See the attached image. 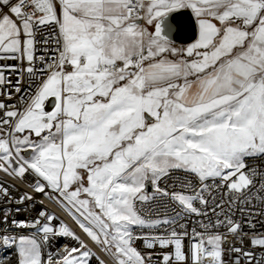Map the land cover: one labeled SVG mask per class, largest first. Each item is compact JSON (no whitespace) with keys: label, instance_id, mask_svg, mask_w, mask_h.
<instances>
[{"label":"snow or ice","instance_id":"6c2138e0","mask_svg":"<svg viewBox=\"0 0 264 264\" xmlns=\"http://www.w3.org/2000/svg\"><path fill=\"white\" fill-rule=\"evenodd\" d=\"M186 12L195 39L178 47ZM43 29L51 31L42 43L56 45L52 57L35 55ZM0 54L28 64L0 67V172L22 182L32 176L15 214L44 196L68 208L112 264H154L157 246L161 264H188L189 233L179 220L182 213L208 215V178L220 179L216 187L228 190L232 204L249 198L258 176L251 195L264 204V172L246 162L264 157V0H0ZM5 68L26 73L27 87L21 79L6 81ZM13 91L19 98L10 104ZM176 171L185 174L184 191L168 190L177 182L161 187ZM146 181L176 203L174 217L152 219L137 206L155 199L145 193ZM11 197L0 183V202ZM213 203L215 222L192 229V264H205V257L225 264L229 234L251 245L231 247V264H264V233L249 235L223 211V199ZM9 211L0 210V223H8ZM39 217L31 236L0 229V264H9L13 249L15 264H106L63 221L54 227V214ZM221 226L225 233L209 231ZM51 237L71 238L78 247L65 244L45 258Z\"/></svg>","mask_w":264,"mask_h":264},{"label":"built area","instance_id":"2783aa9c","mask_svg":"<svg viewBox=\"0 0 264 264\" xmlns=\"http://www.w3.org/2000/svg\"><path fill=\"white\" fill-rule=\"evenodd\" d=\"M50 29H43L40 32L37 33L36 35V49H35V55L36 57L47 55L48 57L54 56V49L56 45L53 42H50L48 45H44L42 43L44 36L46 34L50 33ZM48 48V52H45V48ZM3 55V54H0ZM10 55V54H9ZM50 62V61H49ZM4 65H16L17 68L24 67L26 68L28 66L27 61H24L23 64H21V61L19 60H0V67ZM41 62L37 59L35 62V67H40ZM4 76L7 80H11L12 84L15 85V82L17 79L22 80V84L27 87V84L30 82L28 80L27 74L26 73H21L19 71H11L7 68L4 69ZM18 94H16L13 91V97L14 99L11 101H7L10 104L16 103V100L18 99ZM0 99H5V97H0ZM247 164L249 168L256 167L258 171L264 172V157L260 158H249L247 159ZM189 179L193 180V185L195 188H199V182L195 180V178L189 177ZM255 183L254 185L248 190L249 191V198L244 202L241 203L240 200H237L235 203L230 204L229 202V196L225 195V193L228 191L226 188L223 186H220L219 188L216 187V185L220 184V179L219 178H208L206 183L210 186V191L205 192L204 195L205 197L209 200V205L208 208L205 209L207 211L208 215L207 216H197L195 214H181V218L179 220L180 223H184L186 225V229L189 233V236L186 237L183 241L184 245V251L186 256L188 257V264H192L191 261V252H190V244L192 241L191 239V232L192 229L195 228L197 231H203V229L200 227V224L198 222H203L207 223L209 220H212L214 223L216 220V215L213 213L211 210L214 207L213 200H215V203H219L221 199L224 200V206H223V211L225 213H228L229 215H232L233 219L236 220L237 222H240L243 225V231L248 233L249 235H252L253 232L256 234L264 233V204H262L259 200L255 198V196L251 195V193L256 192V189L259 186L260 183V178L254 177L253 178ZM32 180L31 174L26 175L23 178V182L20 179H16L11 176H7L4 173L0 172V183H3L5 187H8L12 197L8 201H3L0 202V210L4 208L10 209L9 211V220L7 224L0 223V229H9L11 234L13 235H32L33 233L37 232V229H32V227H27V216L29 215H36V219H40L43 221V218L39 217V212L40 211H47L49 214H54L57 219L55 220L53 226L57 227L61 221H63L65 224H67L71 229L75 231L77 235H79L76 231V229L73 228L70 223L65 220L57 211L56 209L52 206L51 202H45V197L36 195L35 196V201L31 203H26L22 206V211L19 214H15V200L18 198L20 194H23V192L28 191L31 192V189L28 187V182ZM174 182H177L174 185ZM185 181V174L182 171H176L174 172L167 180H162L160 181V186L161 187H168L169 185H174L172 187H168L169 191H184L179 187L180 183H184ZM193 189H187L186 194H192ZM146 194L153 196L155 195L154 189L151 186L150 190L148 192H145ZM231 195H238L235 193H232ZM260 195H264V193H260ZM243 199V197H241ZM40 201H43L41 204ZM57 204L56 202H54ZM59 207L64 209L60 204H57ZM138 207L142 208V212L144 214L150 215L152 219H164L165 217H174V213L176 211H179V207L176 205L175 202L169 200V198H160L158 195H155L154 200L146 201L142 205L138 204ZM197 207L203 208L202 205H199L198 202H196ZM243 209V211H241ZM65 210V209H64ZM216 213L220 212L219 208L215 209ZM67 212V211H66ZM221 220L224 219V215L221 214L219 217ZM0 220H2V217H0ZM12 220L16 221H24V224L26 225L25 227H19L17 228L16 226L12 225ZM251 222V224L249 223ZM251 225H254V229L251 227ZM179 231V229H177ZM135 231H140V229H135ZM143 231H152V232H162L163 231V226L158 227L156 229H143ZM210 232H219V233H225L227 229L223 226L218 227V228H213L209 230ZM80 236V235H79ZM81 237V236H80ZM81 239L85 240L84 238L81 237ZM85 242L89 245L90 248H92L93 252L96 253L97 255H105L106 258L108 259V264H112L111 258L106 255V253L103 254L100 253V251L96 248V246H93L89 242L85 240ZM65 244H68L69 246H78V244L73 241L71 238L68 237H51L50 241L46 244L44 248L45 252V258L49 252L53 253V250H58L62 248ZM136 246L139 249L143 250V243L142 241H137ZM236 246V247H243L245 250H248L251 245L247 240H245L244 244L241 245L240 241L237 239H234L231 234L228 235V239L223 242L222 248L224 250L223 252V259L225 261V264H231V261L235 259V254L232 253L230 254L229 250L231 247ZM210 248V246H208ZM100 248V247H99ZM101 250V249H100ZM172 249H165L163 251H171ZM15 250L13 249L12 251H9L6 254V258L9 259V264H15V256L13 255V252ZM162 250L160 249L159 246H157L153 252V262L154 264H161V260L158 256V254ZM257 256L260 255V249L256 248L255 249ZM0 254H4V249L0 248ZM207 257H205V264H207ZM242 264H248L247 261H242Z\"/></svg>","mask_w":264,"mask_h":264},{"label":"bare ground","instance_id":"6f19581e","mask_svg":"<svg viewBox=\"0 0 264 264\" xmlns=\"http://www.w3.org/2000/svg\"><path fill=\"white\" fill-rule=\"evenodd\" d=\"M38 68V67H37ZM19 98V96H18ZM45 202H51L52 206L56 209V211L65 219L67 220L70 225L73 226L74 229H76L77 233L84 238L87 242H89L90 244H92L93 246H96V248L100 251L101 254H103V252L100 250V248L95 245L83 232L82 230L78 227V225H76L75 221L71 218V215L68 214L64 209H62L61 207H59L57 204H55V201H50L48 198L45 197ZM36 215H29L27 216V227H32V229H37V227L35 226V221H36ZM57 250H53V253L56 252ZM100 256V258L104 259L106 261V264H108V259L106 258V256L103 255H98ZM91 264H97V261L95 259H93L91 261Z\"/></svg>","mask_w":264,"mask_h":264},{"label":"water","instance_id":"95a60500","mask_svg":"<svg viewBox=\"0 0 264 264\" xmlns=\"http://www.w3.org/2000/svg\"><path fill=\"white\" fill-rule=\"evenodd\" d=\"M181 19L184 27L182 28V31L175 37L176 44H186L195 39V23L194 19L191 18V13L186 12ZM51 106L52 105L50 102L47 103L46 110H51ZM150 187V182H146L144 191L148 192Z\"/></svg>","mask_w":264,"mask_h":264},{"label":"rangeland","instance_id":"374dc122","mask_svg":"<svg viewBox=\"0 0 264 264\" xmlns=\"http://www.w3.org/2000/svg\"><path fill=\"white\" fill-rule=\"evenodd\" d=\"M147 182V181H146ZM64 209H65V211H67V213L69 214V210H68V208H66V207H64V206H62ZM73 212H74V210H72ZM78 215V214H77ZM27 236H31V235H27ZM78 247V246H77Z\"/></svg>","mask_w":264,"mask_h":264},{"label":"crops","instance_id":"0c3cea01","mask_svg":"<svg viewBox=\"0 0 264 264\" xmlns=\"http://www.w3.org/2000/svg\"><path fill=\"white\" fill-rule=\"evenodd\" d=\"M187 44V43H186ZM186 44H177V46L179 47V46H184V45H186Z\"/></svg>","mask_w":264,"mask_h":264}]
</instances>
